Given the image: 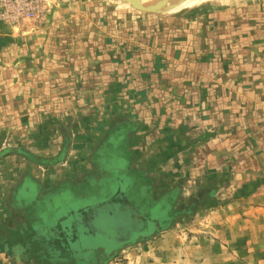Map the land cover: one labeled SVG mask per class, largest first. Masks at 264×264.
<instances>
[{"label":"rangeland","instance_id":"obj_1","mask_svg":"<svg viewBox=\"0 0 264 264\" xmlns=\"http://www.w3.org/2000/svg\"><path fill=\"white\" fill-rule=\"evenodd\" d=\"M133 4L0 0L1 219L19 215L20 162L97 137L166 238L84 264H264V0Z\"/></svg>","mask_w":264,"mask_h":264},{"label":"crops","instance_id":"obj_2","mask_svg":"<svg viewBox=\"0 0 264 264\" xmlns=\"http://www.w3.org/2000/svg\"><path fill=\"white\" fill-rule=\"evenodd\" d=\"M62 128L58 131L68 129L66 125ZM102 129L100 132H104ZM96 138L90 139L86 152L70 151V147L84 142L69 140L68 150L54 162L42 159L20 162L22 166L15 174L14 185V190L19 191V202L14 200L18 202L19 215L13 220H3L0 215V264H22L28 258L84 264V261L110 259L124 247L140 242L163 244L166 236L155 234L158 225L154 210L143 202L144 195L139 194L132 177H124L123 171L117 170L122 156L114 148L113 155L105 156L103 152L106 153L108 145ZM62 146L63 142H56L52 151ZM129 161L126 168L135 171L134 174L144 173V178L155 182L152 168L144 169L148 167L132 157ZM3 180L6 189L10 188V178ZM9 192L10 202L14 193ZM137 212L153 222L151 231L137 234L138 227L134 224Z\"/></svg>","mask_w":264,"mask_h":264},{"label":"bare ground","instance_id":"obj_3","mask_svg":"<svg viewBox=\"0 0 264 264\" xmlns=\"http://www.w3.org/2000/svg\"><path fill=\"white\" fill-rule=\"evenodd\" d=\"M132 1L136 2L141 7H144L146 9H150L153 11H161L163 9H166V8L172 6V5H175L178 3L180 4L184 1L188 2L190 0H132Z\"/></svg>","mask_w":264,"mask_h":264},{"label":"flooded vegetation","instance_id":"obj_4","mask_svg":"<svg viewBox=\"0 0 264 264\" xmlns=\"http://www.w3.org/2000/svg\"><path fill=\"white\" fill-rule=\"evenodd\" d=\"M134 214L136 215L134 224H137V227H138L137 234H140V235H141V233L145 234V233H147L153 229V222L152 221H146L145 219H143L141 216V213L139 214L137 212V214L136 213H134Z\"/></svg>","mask_w":264,"mask_h":264},{"label":"water","instance_id":"obj_5","mask_svg":"<svg viewBox=\"0 0 264 264\" xmlns=\"http://www.w3.org/2000/svg\"><path fill=\"white\" fill-rule=\"evenodd\" d=\"M128 1H130V0H128ZM130 3L133 4V2H131V1H130ZM133 5L136 6V7H139V6L135 5V4H133ZM139 8H141V7H139ZM142 9H145V8H142Z\"/></svg>","mask_w":264,"mask_h":264}]
</instances>
